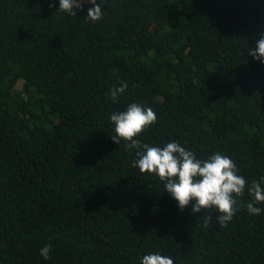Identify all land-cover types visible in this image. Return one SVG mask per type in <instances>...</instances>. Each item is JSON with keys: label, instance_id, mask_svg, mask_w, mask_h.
Wrapping results in <instances>:
<instances>
[{"label": "trees", "instance_id": "trees-1", "mask_svg": "<svg viewBox=\"0 0 264 264\" xmlns=\"http://www.w3.org/2000/svg\"><path fill=\"white\" fill-rule=\"evenodd\" d=\"M97 3L92 22L86 0L76 16L0 0V264H264V204L249 214L247 188L221 228L133 167L143 145L175 141L264 186V64L248 54L264 0ZM132 103L157 121L127 148L110 117Z\"/></svg>", "mask_w": 264, "mask_h": 264}, {"label": "clouds", "instance_id": "clouds-1", "mask_svg": "<svg viewBox=\"0 0 264 264\" xmlns=\"http://www.w3.org/2000/svg\"><path fill=\"white\" fill-rule=\"evenodd\" d=\"M85 0H59L57 11L76 16L77 10H82ZM91 3L86 17L92 21H99L102 16V7L97 0H86ZM50 7L53 5L50 4ZM259 39L255 46L249 48L248 54L254 60L264 64V32L258 34ZM127 83L110 90V99L118 101L121 93L127 89ZM114 125L115 135L112 141L119 145L121 140L127 148L137 147L139 136L148 127L157 121L156 113L151 108H143L136 103L129 104L126 111L113 113L110 117ZM131 142V143H128ZM139 157L133 167H138L141 173L154 175L164 184V189L177 202L178 208L183 210L192 205L193 214L201 210L215 209L218 213L216 221L219 226L225 227L237 212V200L243 196L245 189L251 197L246 207L251 215L262 212L257 204H264V186L257 180L248 184L239 174L236 163L227 155L216 152L207 159L197 158L196 154L182 147L178 142H169L163 147L143 145V150L137 152ZM243 206V205H241ZM211 217H209V221ZM51 245L40 249V255L50 259ZM141 264H174L169 256L148 254L142 257Z\"/></svg>", "mask_w": 264, "mask_h": 264}]
</instances>
